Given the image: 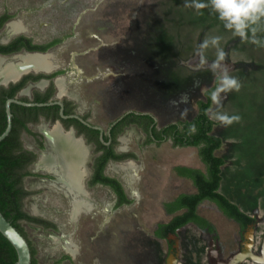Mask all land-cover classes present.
Listing matches in <instances>:
<instances>
[{
    "label": "rangeland",
    "instance_id": "374dc122",
    "mask_svg": "<svg viewBox=\"0 0 264 264\" xmlns=\"http://www.w3.org/2000/svg\"><path fill=\"white\" fill-rule=\"evenodd\" d=\"M192 3L0 0V15L11 16L0 31V42L17 34L39 43L63 37L48 53L67 70L64 90L79 106L86 104L92 120L103 127L126 111L150 114L157 128L191 119L197 101L221 72L210 67L218 51L224 52L222 68L241 84L239 91L220 93L219 103L213 100L208 113L215 121L213 134L222 139L217 151L225 161L220 192L255 219L253 226L242 233L213 203L203 202L197 213L213 232L186 225L175 238L178 259L168 255L165 240L154 235L156 225L172 217L163 204L195 191L175 168L203 166L195 148L174 147L169 140L146 144L144 133L130 125L118 136L115 150L133 158L109 162L105 172L119 179L131 202L114 208V195L100 187L85 189V176L80 199L87 208L80 212L93 213L87 222L79 223V214L72 215L73 192L56 173H42L35 163L29 167L30 175L22 181L31 192L24 209L55 225L43 230L20 222L38 264H264V18L250 25L261 41L254 44L250 29L248 39L242 40L210 7L196 10ZM13 25L19 30L8 34ZM214 37L220 38L216 45L211 43ZM222 115L239 119L224 123ZM87 160L81 169L88 172ZM60 191L67 198L62 196L59 204L55 198ZM66 242L72 252L65 249ZM63 256L69 259L60 262Z\"/></svg>",
    "mask_w": 264,
    "mask_h": 264
},
{
    "label": "trees",
    "instance_id": "16d2710c",
    "mask_svg": "<svg viewBox=\"0 0 264 264\" xmlns=\"http://www.w3.org/2000/svg\"><path fill=\"white\" fill-rule=\"evenodd\" d=\"M8 18L9 15L4 14L0 18V26ZM18 40L30 41L24 36L19 37ZM55 42L57 41L53 40L48 44L34 45L30 46V48L45 50ZM6 49H8L7 46H0V51H5ZM216 84L217 78L214 84L204 91V99L197 101L196 114L189 120H179L157 128L156 120L150 114L130 111L124 114L111 128V134L114 138L121 132L123 127L135 124L145 133L144 142L146 144L154 143L160 145L163 141L169 140L174 147H191L197 150L198 158L203 166L202 170L182 166L175 168L177 175L191 181L195 191L193 193H181L171 201L164 203L163 207L166 213H179L172 215L168 222L157 224L154 230V235L157 238L165 240L167 254L172 257H175L176 254V250L173 247L177 236L176 231L187 223H193L201 229L213 232L211 224L197 213V207L205 201L213 203L226 218L236 222L242 233L255 223L253 217L240 210L235 203L220 192L221 171L225 161L217 154V151L222 146V139L213 134L215 121L209 117L208 113L213 103L211 94L215 90ZM20 123L19 119L12 118L10 132L0 141V212L26 238L19 224L21 219L42 223L46 227L55 228V226L49 221H44L21 211L22 198L28 194V191L23 187L22 181L25 176L30 175L27 166L34 160V156L22 148L18 135ZM5 127V109L0 104V134L5 130ZM97 145L101 146V143L97 142ZM109 149L108 157H105V159H117L125 156L133 157V154L115 155L112 145ZM99 174L101 173L99 172ZM101 180L113 188L118 197L117 204H128L131 202L117 179L104 177ZM28 243L31 252L30 264H38L35 259V251L30 242ZM65 257L68 258L67 256ZM16 260L17 255L13 246L0 233V264H16Z\"/></svg>",
    "mask_w": 264,
    "mask_h": 264
},
{
    "label": "flooded vegetation",
    "instance_id": "af4514ba",
    "mask_svg": "<svg viewBox=\"0 0 264 264\" xmlns=\"http://www.w3.org/2000/svg\"><path fill=\"white\" fill-rule=\"evenodd\" d=\"M4 14L9 15L8 13H2L0 15V18L4 16ZM10 17L11 16L9 15V18L2 23V25L0 26V31L4 27L6 22L10 19ZM21 36L30 39V41L18 40V38ZM53 40H56L57 42L53 43L45 50L30 48V46H34V45L40 46V45L48 44ZM62 40L63 37H55L50 39L49 41L39 43V42H35L29 36L23 34H17L9 38L5 42L4 41L0 42V46L8 47V49H6L5 51H0V60H6L14 64L18 62L17 59L16 60L14 59L16 56L19 55H42V56H48V58L43 60V62L47 63L48 65L51 64L53 65V67H48V68L44 66L40 67L41 69H46V70L29 69V70H23V72L19 71L21 73L19 74L18 72L19 76L16 79L14 78L17 73H15V75L13 76H9L5 80L0 76V78L2 79L0 80V104L5 109L7 101L11 100L9 104L10 112H11V107L13 105L11 112L12 114L11 127H12V118H17L21 122L19 126L18 135H19V140L21 141L22 144V148L34 156V160L30 164H28L27 170L29 171V167L33 163H35L36 169L41 171L42 173L44 172L49 173L50 171L56 173L59 176V179H61L63 183V187H65L67 191L73 192L74 197H73V201L71 202V206L73 209V206L75 204L76 205L79 204V207L76 210V214L77 215L79 214L77 216L79 217L77 221L81 223L84 220L85 222H87L86 221L87 219L91 220L92 218L91 214H93L89 210L86 211L83 210L80 212L81 208H87V204L84 201V199L83 198L80 199L81 183L83 181V178L86 176L85 178L86 181L84 186L86 187L85 189L90 190L93 189L94 187H100L106 189L108 192L112 193L115 197L113 207L120 208L124 205H127V203L117 204L118 197L114 192L113 188L109 184L103 182L101 178L110 177L117 179L114 176H110L106 174L105 169L108 163L120 162L133 157L125 156L117 159H113V158L105 159V157H108L107 154L109 153L110 150L109 148L111 147V145L115 155L121 156L124 154H128V155L132 154V153H118L115 150L118 136L124 131L126 126L123 127L121 132H119L114 138L112 137L113 135L111 134L112 126L122 118L123 114L117 117L114 121L110 122L107 125V127H103L102 125H100V123L94 122L92 120L93 114L88 108V106H86V104H81V106H79V104H77V101L74 100L73 95L71 94L70 97L69 94H67L66 90H64V83H63V81L65 80L64 78L65 76L63 75L64 73H66L67 70L58 66L54 62V59H51L48 53L51 48L61 43ZM61 86H62V91H60ZM130 125L136 126L135 124H130ZM23 126H25V128H23ZM56 132H59L64 137L69 138L74 142L79 141L82 147L85 149L83 160L80 166L78 167L77 183H70L69 180L61 174V169H62L60 165L61 155L59 153V149L56 148L55 140L53 141V137H55ZM25 140H28L29 143H25L24 145L23 142H25ZM97 142L101 143V146L97 145ZM180 148H185V147H180ZM52 159H55V163H51V167L47 169L44 163L47 164L46 162H49ZM87 159H89L88 172L85 169H81L82 166H84L85 163H87L88 161ZM98 171L101 174H99ZM63 178L66 181H68L70 188L66 186ZM42 179H50V178L46 175H43ZM117 180L119 181V179ZM47 181H52V180H43V181L41 180V182H43L44 184H47L46 183ZM119 183L121 184L120 181ZM55 185L60 186L59 184H55ZM121 186L124 190L122 184ZM30 193L31 192L28 191V194L22 198L21 211L29 215H32L24 209V205H23V202L27 197H29ZM62 196H64L65 199L67 198V196L64 195L63 192L61 191L60 193L57 194V197L55 198V200H57L59 204L63 199ZM76 198H79V200H77ZM31 210H32L31 212L34 213L32 207ZM85 212H89V214H86ZM169 215H173V214H169ZM42 220L48 221L46 219H42ZM22 221L27 224L37 225L43 230L54 229L52 227H48V226L46 227L45 225H42V223L31 222L26 219L19 220V222ZM186 225H184L180 229L184 228ZM180 229L176 231V234H178V231ZM26 240L27 242H29L28 239ZM178 244L179 243L173 245V247L176 250L175 257L173 256L174 259H178L179 256ZM65 249L67 251L68 249H71L70 244L68 242H66L65 244ZM63 257L59 259L60 262L61 260H63Z\"/></svg>",
    "mask_w": 264,
    "mask_h": 264
},
{
    "label": "clouds",
    "instance_id": "9594fccd",
    "mask_svg": "<svg viewBox=\"0 0 264 264\" xmlns=\"http://www.w3.org/2000/svg\"><path fill=\"white\" fill-rule=\"evenodd\" d=\"M191 7L196 10L211 8L218 14L219 20L224 22L226 29L232 30L233 34L239 36L242 40L248 39V30L250 25L257 24L264 18V0H193ZM253 37L251 42L259 44L261 41L255 38L256 28H251ZM219 37H214L211 40L213 45L218 44ZM208 42H205L203 47H207ZM224 60V52L218 51L217 60L211 64V70L215 72L220 69L221 72L217 76V84L215 90L212 92V99L219 103L220 93H227L235 90L239 91L241 84L237 78L228 74L227 68H222L221 61ZM224 123H231L233 120L239 119L238 117H228L222 115L219 117Z\"/></svg>",
    "mask_w": 264,
    "mask_h": 264
},
{
    "label": "bare ground",
    "instance_id": "6f19581e",
    "mask_svg": "<svg viewBox=\"0 0 264 264\" xmlns=\"http://www.w3.org/2000/svg\"><path fill=\"white\" fill-rule=\"evenodd\" d=\"M17 30H19V27H17L16 25H13L12 27H10L8 34H14L17 32ZM47 58L48 56H42V55H21V56L15 57L14 60L17 59L18 62L14 64L6 60H0V76L5 80L9 76H13L15 75V73H17L14 78L16 79L19 76V74L23 72V70H29V69L46 70V69H41L40 67L41 66H44L46 68L53 67L52 64L48 65L47 63L43 62V60ZM54 140L56 143V148L59 149V153L62 157V158L60 157V165L62 167L61 174L65 176L69 180L70 183H77L78 167L80 166L83 160L85 149L82 147L79 141L74 142L70 140L69 138L64 137L59 132L55 133V137H53V141ZM46 163L47 164L44 163V165L46 166L47 169H49L51 167V163H55V159H52ZM64 182L66 186L70 188L68 181L64 179ZM78 207H79V204L77 205L75 204L73 206L72 215L73 214L76 215V210ZM33 210H35L34 207H33ZM68 251H71V249H68Z\"/></svg>",
    "mask_w": 264,
    "mask_h": 264
},
{
    "label": "water",
    "instance_id": "95a60500",
    "mask_svg": "<svg viewBox=\"0 0 264 264\" xmlns=\"http://www.w3.org/2000/svg\"><path fill=\"white\" fill-rule=\"evenodd\" d=\"M10 101H7L5 107V114H6V127L5 130L0 134V141L5 138L11 130V117L12 114L10 112ZM130 111H126L125 114L129 113ZM124 116V114H123ZM122 116V117H123ZM121 118V117H120ZM119 118V119H120ZM118 119V120H119ZM0 233L10 242L13 246L17 260L16 264H30L31 262V252L29 244L26 238L18 232V230L8 222L5 217L0 212Z\"/></svg>",
    "mask_w": 264,
    "mask_h": 264
},
{
    "label": "crops",
    "instance_id": "0c3cea01",
    "mask_svg": "<svg viewBox=\"0 0 264 264\" xmlns=\"http://www.w3.org/2000/svg\"><path fill=\"white\" fill-rule=\"evenodd\" d=\"M205 202H208V201H205ZM202 204V203H201ZM189 224H191V223H189ZM189 224H187V225H189Z\"/></svg>",
    "mask_w": 264,
    "mask_h": 264
}]
</instances>
